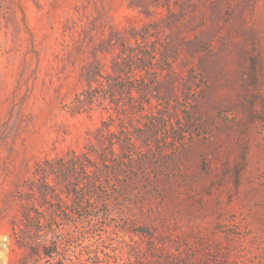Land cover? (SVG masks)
I'll list each match as a JSON object with an SVG mask.
<instances>
[{
  "label": "rangeland",
  "instance_id": "1",
  "mask_svg": "<svg viewBox=\"0 0 264 264\" xmlns=\"http://www.w3.org/2000/svg\"><path fill=\"white\" fill-rule=\"evenodd\" d=\"M0 264H264V0H0Z\"/></svg>",
  "mask_w": 264,
  "mask_h": 264
}]
</instances>
